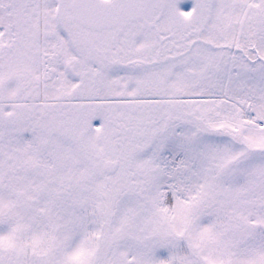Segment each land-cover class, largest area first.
<instances>
[{
  "label": "snow or ice",
  "instance_id": "6c2138e0",
  "mask_svg": "<svg viewBox=\"0 0 264 264\" xmlns=\"http://www.w3.org/2000/svg\"><path fill=\"white\" fill-rule=\"evenodd\" d=\"M0 264H264V0H0Z\"/></svg>",
  "mask_w": 264,
  "mask_h": 264
}]
</instances>
